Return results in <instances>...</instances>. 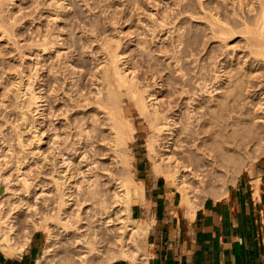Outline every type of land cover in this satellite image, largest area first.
Instances as JSON below:
<instances>
[{"label":"rangeland","instance_id":"374dc122","mask_svg":"<svg viewBox=\"0 0 264 264\" xmlns=\"http://www.w3.org/2000/svg\"><path fill=\"white\" fill-rule=\"evenodd\" d=\"M263 12L264 0H3L0 19L5 21L7 34L0 33V209L5 220L15 222L16 240H21L27 232L32 235L40 232L44 237V252L48 233L44 228L34 230L33 224L50 219L47 223L57 240L42 264H81L79 255H71L72 242L93 230L108 239L109 253L119 247L117 240L126 216L114 213L121 206L115 207L113 194L119 182L116 179H125L126 172L120 151L116 154L109 144L101 141L107 135L101 124L106 115L94 102L97 89L102 88L94 80L109 63L108 51H117L120 69H126L128 75L137 73L144 88L159 92L158 100L167 99L171 93L179 96L186 81L196 86L202 79L218 80L215 86L218 89L213 93H217L220 104L227 95L230 99L238 98V106L248 104L257 110L256 96L264 91V57L252 54L251 40L256 37L255 27L261 25L264 29ZM44 39L54 44L46 52L38 46ZM79 89L89 99L77 103ZM255 91H258L256 95ZM32 96L38 97L37 104L31 103ZM87 101L92 106H85ZM146 101L150 105L154 100L148 97ZM185 102L187 99L182 100L181 107ZM229 102L228 108L236 101L231 100L230 105ZM126 109L138 128L130 147L136 180H140L144 170L164 178L155 170L156 163L161 161L148 151L147 143L152 135L148 120L141 117L135 105L129 104ZM219 109V115H228V109ZM50 111L51 114L56 111L57 117L50 116ZM258 114L255 120L245 121L246 133L244 138H239L241 145L237 149L223 138L231 129L227 128L226 132L220 123L214 137L204 143L208 149L204 145L197 152L192 142L188 145L195 154L192 152L191 156L187 152L185 157L188 160L195 157L196 161L193 158L189 162L199 166L196 173L200 177L185 172L183 179L187 185L193 182V191L191 183L188 188L185 184L190 195L204 199L221 193L237 179L234 161L240 162L241 174L264 157V105ZM79 122H85L86 130L91 133L88 155L95 164L89 166L88 176L94 184L85 181L83 175L74 174L65 186L68 194L64 198L69 205L59 212L56 171L64 168L55 163L61 164L63 159L60 148L66 156L73 153L65 149L75 146L77 139L71 143L67 133ZM206 126L203 130L209 128V124ZM55 134H59V146L53 143ZM78 161L73 155L72 166ZM173 181L170 184L175 188L182 186L180 180ZM70 194L73 199L69 201ZM84 200L87 203L77 204ZM104 213L111 216L108 226L102 225ZM67 221L72 227L65 231L62 222ZM130 236H127V248L133 250ZM137 239L145 243V238ZM109 253L89 256L88 262L105 264Z\"/></svg>","mask_w":264,"mask_h":264},{"label":"bare ground","instance_id":"6f19581e","mask_svg":"<svg viewBox=\"0 0 264 264\" xmlns=\"http://www.w3.org/2000/svg\"><path fill=\"white\" fill-rule=\"evenodd\" d=\"M2 4H3V0H0V9ZM4 24L5 21H2V19H0V33L7 34L6 27ZM254 30L256 33L255 34L256 37L255 39L253 37L251 40L252 41L251 52L252 54H255V56L261 55L262 57H264L263 26L260 25L259 27H255ZM46 36L47 35H45V38H47ZM52 45H54L53 42L50 41L48 42V39L47 40L44 39L40 41L38 44L39 47H42V51L44 52L49 50L52 47ZM107 55L109 56L108 58L109 63L107 62L108 65L105 66V69H103L102 75L98 78L96 77V79L94 80L97 83L99 82V85L102 86V88L97 89L95 93L94 102L99 106L98 109H100L106 115V117L102 119L101 124L104 126L105 131H107V135H104L103 138H101V141H104L105 144L106 143L109 144L113 148V151L116 154L119 153L120 151L119 156H121V161L124 164V171L126 172V178L116 179L119 182L113 194L115 203L114 202L112 203L116 204L115 207L121 206V209L114 213L118 216L124 214L126 216L125 217L126 221L123 223L124 225L120 227L121 236L117 240L119 245L117 250L109 253L110 250L108 249L109 248L108 239L104 236V234H102L98 230H93L92 232H90V234L88 233V236H86L85 234L77 236L72 242L73 247L70 250V252L72 256L79 255V260L81 264H89L88 262L89 256L92 255L103 256L105 252L109 253V255H107L105 258V264H109L119 259H123L128 262H131V264H139V261L144 257L140 252L141 243L140 241H138L137 238H139V240H142L145 237V235L149 230V224H145L133 218L131 213V207L134 199L136 197L143 198L144 184L142 180H136L135 177L136 175H134L135 159L133 157L134 155L130 154L131 152L130 147L132 141L136 138L138 128H136L133 124L134 122L131 119H129V111L126 109V106L129 104L135 105L141 117L143 118L145 117L150 124L152 135L150 136L151 138H149V141L147 143L148 151L151 153L153 158H156L159 161H161L160 164L156 163L155 166L156 173L159 175H163L165 180L169 184L172 182V180L177 181L179 179L180 185L182 184V186L181 187L177 186V187L178 189L179 188L181 189L180 191L182 194V199H181L182 204L189 207L190 209H193L195 205L193 204L194 197L189 194V192L191 193V191H193L192 190L193 182H188V185L189 183H191L190 184L191 191H188V189L185 188V184L187 185V183L186 180L183 179V177L185 172H191L194 176H197L198 172L196 173V170L199 169V166L198 168L197 166H195L197 168L196 169L194 167V165L196 164L193 165V163L189 162L190 159L188 160L185 157L186 156L185 154L189 152V154L191 155V153L193 152L192 151L193 148L198 152V150L201 149V146L204 145L205 148L208 149L207 145L204 143L206 142V140H210V138L214 137V134H216V127L219 125V123L221 125L224 124L223 126L225 127L224 129L226 132H227L226 130L227 128L231 129L230 130L231 132L226 133L223 138H225V140L228 141L234 147V149H237L239 145H241L239 144V138H244L246 133L247 126H245L246 123L245 121L249 119L255 120L259 116L258 114L259 110L262 109L264 105V98L261 97L262 94H264V91L261 93L259 92L258 95L256 96L259 101L257 104L258 105L257 110L254 109V106L251 109L250 106H248V104L244 105L243 107L238 106L239 105L238 98H233L232 94H231L232 96L231 99L226 95L227 97L226 100H230V102L231 100L236 101L234 104H232L235 107V109L233 107L231 108L232 105H230L229 101L228 102L231 110H229L230 108H228V105H226L228 104L226 100H224L225 102H227L226 104L223 101L225 105L223 103L220 104L221 102L219 103V97L215 96L217 93H213L215 90L218 89V87L215 88L216 84L218 83V80L206 81L202 79L200 81H197L196 86L189 84L192 82L191 80H190L191 82L189 83L187 81L186 83L182 81L185 84V87H183L182 91L179 92L180 93L179 96L175 95L174 93L173 94L171 93L168 95L167 99L161 100L160 98V100H158V95L160 93L153 92L154 90L151 91L144 88L145 84L141 82V80L139 79L140 77H138L137 73L133 72V75H128L126 73V69L123 70L119 68L118 66L119 55L117 51L114 52L108 51ZM233 77L234 76H232L231 78ZM1 78H3V75H1ZM186 78L184 79L186 80ZM231 78L228 79L232 81ZM233 84L231 85L233 86ZM257 90H261V88L257 87ZM230 91L231 90L229 89V93L228 92L227 93L230 94ZM257 92L258 91H255L254 95H256ZM77 95L79 96V99H77V103L89 99L87 93L83 89H79ZM254 95H252L251 97H253ZM148 97H151V99H153L156 102L153 101L150 105H148L146 101ZM179 99L181 100L179 101ZM183 99H187V102H185L186 105H184V107H181ZM37 100H39L38 97L32 96L31 103L37 104ZM88 101L87 103H84L85 106H89V105L92 106L93 103L90 104ZM237 102L238 104H236ZM75 106L81 107L82 105L76 104ZM36 107L38 106L36 105ZM151 107L152 109H150ZM184 108H185V112H182V109ZM219 108H223V110L224 108L225 110L228 109L229 111L228 115H226V117L225 115L222 116L219 115V110H220ZM242 108L244 109L243 111H241ZM55 112L56 111L54 112L52 111L51 114L50 111L49 112L51 114L50 116H55L56 118L57 115L55 114ZM207 124H209V128L211 125V128L210 129L204 128L206 130H203V127L206 126ZM203 134H208V135H203ZM90 135H91L90 131L86 130L85 122L74 123V125L70 128L69 132L67 133V138L68 141L71 138L70 140L71 143L72 141L77 139L76 145L71 146L70 149L66 148L69 150L65 149V151H70V153L71 152L73 153L72 154L68 153V155L66 156V153H64V151H62V149L60 148L61 150L60 154L63 159L61 160V164H59L60 163L59 161L55 163V166H58L59 168L61 167L64 168L63 170L56 171V174H58L59 176L58 179H56L55 181L57 185V189L59 191L58 194L60 198L59 212L62 211V208L67 207V205H69L68 201H66L64 198L68 194V192H65L66 189L65 186L70 179L74 178L73 176L74 174L83 175V179L85 181L92 182L94 184V182L91 181V176H88L90 175L91 172V168L89 166L95 164V162H92L89 158L90 151L88 144L91 140ZM55 137H56L55 139L53 138L54 139L53 143L58 144L59 146V142H60L59 134L56 135ZM67 138L65 139V142ZM41 141L42 140H39L38 142L39 145H41ZM191 142L193 148L190 151L188 145L191 146ZM91 146H94V144L93 145L91 144ZM101 148H103L102 145ZM163 151L164 153H162ZM193 154L195 153L193 152ZM73 155L76 156V159H79L77 165L74 166L75 168L71 164ZM191 156L189 157L191 158ZM184 158L188 160L187 163L185 162ZM193 158L195 160V157ZM193 158L190 161H192ZM234 164L236 169L234 176H236L237 178L241 172V168L239 165L240 162L234 161ZM68 172L72 173V175L71 176L66 175ZM194 178L195 177H193V179ZM61 179H63V181H61ZM197 179H200V177L197 176ZM197 179L195 178L194 180L197 181ZM188 185L186 186L187 188ZM77 188H80V186L77 185ZM92 194L95 195V192H93ZM71 197L72 194L68 196L69 201L73 199V198L71 199ZM83 203H87V200H84L83 202L80 201L77 204L81 205ZM109 206H107V209H109ZM104 214L106 215L105 216L106 218L102 222V225L108 226L109 223L112 221L111 216L108 213H104ZM77 216L79 217V221H82L80 214H77ZM49 220L45 219L42 222H38V223L34 222L33 224V227L35 228L34 230H40L44 228L48 233V238L46 242L47 245L45 247V251L41 255L40 258L41 261L38 264H42V262L47 259L49 253L52 252L53 250L52 247L54 241L57 240V236L55 235L54 231L48 226L47 221ZM62 224L64 226L65 231H67L70 227H72L69 221L65 223L62 222ZM75 228L78 230L80 229L78 228V226H76ZM15 235H16L15 222L13 220L9 222L5 220L2 211L0 209V248L3 251H5L7 254L14 255L15 253L22 252L29 244V242H31L32 239V234L30 232L25 233L23 238L19 241L16 240ZM129 235H132V237L131 236L130 237L133 239L132 240L133 250H130L131 248H127V243H128L127 236ZM134 236L136 237L133 238ZM77 248L78 250H75ZM68 259H69L68 261L70 262L71 260L70 256L68 257Z\"/></svg>","mask_w":264,"mask_h":264},{"label":"crops","instance_id":"0c3cea01","mask_svg":"<svg viewBox=\"0 0 264 264\" xmlns=\"http://www.w3.org/2000/svg\"><path fill=\"white\" fill-rule=\"evenodd\" d=\"M141 174L143 198L131 207L133 218L149 224L139 264H264V157L221 193L193 198V209L163 177ZM43 246L35 232L20 253L0 248V264H36Z\"/></svg>","mask_w":264,"mask_h":264}]
</instances>
